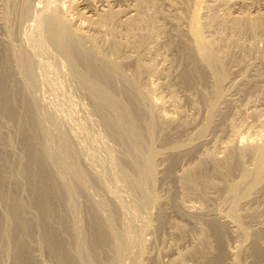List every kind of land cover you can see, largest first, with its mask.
I'll return each mask as SVG.
<instances>
[{
    "label": "bare ground",
    "instance_id": "obj_1",
    "mask_svg": "<svg viewBox=\"0 0 264 264\" xmlns=\"http://www.w3.org/2000/svg\"><path fill=\"white\" fill-rule=\"evenodd\" d=\"M118 1L125 3L120 4ZM252 1L194 0V6L190 3L192 7L185 10L182 0H46V6L41 11L35 7L39 12L34 13L31 27L36 34L25 37L27 41L32 42L33 46L42 45L45 41L51 42L59 54L65 58L63 59L69 64L68 66L74 69L73 72L80 75L87 85L93 87L98 95L97 100H95L96 97H94L95 99L92 98L93 101L95 100L92 102L93 110L95 114L102 118L103 127H106L109 134L125 150L122 151L126 152L128 159L134 158L135 162L141 160L137 163L144 165L143 174H141V177L139 175V178H134V173H129L131 169L135 170L137 165L133 162L136 167L132 166L130 160L131 162L128 163L132 168L128 171L125 157H123L125 158L123 160L119 158L116 167L120 168V173L122 171L124 177H127L128 186H131L134 192L139 189L144 193L146 200L144 198L143 204L141 199L142 205H145L146 208L149 207L145 210L149 209L151 211L152 207L158 209L159 228H163L161 233H163L162 231L166 233L167 228L170 227L172 231L183 237L184 232L187 230L185 229L187 227L182 226L179 222H171L170 219H167L168 216L165 213H167L166 207L168 206H172L184 217H197L199 221L204 220L202 222H205L206 226L195 225L198 228L195 229L201 234L199 236L201 239H198L206 246L203 249L206 254L201 250L203 252L200 253L201 256L203 254L212 256L210 258L205 257L208 258L207 260L203 259L204 262L206 261L205 264H225L224 254L228 247L224 245V238L227 229L230 230L233 236H241V238L243 236L245 242L242 240L244 242L242 244L245 245L251 237L247 232L249 230L246 228L247 225L244 226V222L246 220L259 222L264 213L261 209L251 206L253 202L261 203L264 201V141H260L264 137V120L256 124L257 127H260L255 133L256 135L250 134L248 136V138H251L249 141L251 140L252 143L243 144L244 146L238 145L239 140L237 141L235 136L245 125L231 122L229 126L230 137H227V140H215L211 147H207L205 144L208 132L216 126L214 114L217 111L218 103L225 99V94L228 92L226 91L228 88V85L226 88L228 82L227 72L225 71L226 63L223 59L225 55L222 54L224 52L226 54L230 46L240 43L239 36L242 33L252 36L261 34L264 38V12L261 10L263 13L261 11H259L261 13H256V9H252L254 13L249 11L250 6L251 8L253 6L250 5ZM178 2L182 3L181 6L184 11H188L187 16L185 13L183 14L185 16L182 15L183 18L186 17L184 19L181 15H178L181 11L179 7L177 8L179 6L177 5ZM204 5L207 10L203 13ZM31 13L33 12L30 0H24L22 15L29 16ZM0 16L2 17V15ZM5 23H8L7 20ZM9 32L11 33V31ZM209 39L219 40L220 45L215 43L214 46L213 43L209 42ZM8 40L9 38H0V119L10 117L17 122L19 125L17 127H20L18 129H20L21 135H19L22 136V150H24L23 154L25 156L20 152L22 154L21 159L18 160L12 156L19 161L17 162L19 166L13 169L9 155L12 154L11 151L17 144L12 147V142L7 137L6 131L4 130V132L1 128L0 198L8 203L5 205L8 210H4L5 206L3 207L4 204L2 205L1 201L0 252L4 251V254L6 250H8V253L10 250L13 257L10 256L13 260L12 264H46L48 261H45L44 257L41 256L43 245L47 246L46 251L48 249L47 253L54 259L56 264H99V262L119 264L123 257L127 258L125 255L133 258L134 254L129 249L133 247L131 246L132 242L138 240L132 241L133 236L130 233L132 231L129 228L130 225L127 224V219L125 220L126 225L128 230L130 229V232L127 230V233H130V235L127 233L122 234L116 225L117 222L120 223V215L125 210L121 196L113 190H108L107 186V188L105 187L107 183L105 181L106 184L104 185L103 179L105 180L106 176H103V179L101 177L103 172L101 175L98 172L94 174L87 170V166L84 167L85 162L82 156L87 150L79 146L85 151L81 154L82 150L75 148L73 132H66L64 131L65 127L62 130L57 124H53L57 121V118L51 122L53 125L47 126L46 118L54 116V114L49 116V112L45 110L48 116H41L39 114L41 110L38 112L40 104L38 106L39 102H36L38 99L27 95V88L38 82L33 71L35 69L31 71L25 68L26 59L28 62V58H31L30 49L24 48L23 50V45H21L19 51L18 49L15 51L16 49L14 50L12 47L15 43L10 45L11 43ZM30 46L32 45H29V48ZM18 47H20L19 44ZM40 47L38 48L41 49ZM173 47L178 50L181 57L180 61L183 64L182 70L178 68L181 64L174 67V70L178 68L175 72L181 78L179 79L181 83L184 86L195 88V91L200 90L197 87V81L199 83L205 81L210 85V88L206 87L210 90L209 94L206 93L207 91L204 92V88L203 92L201 90L198 92L201 94L202 99L209 104L207 106L210 111L201 123L198 122L197 118H193L194 116L192 118L185 117L186 114L184 115V111L181 110L183 108L180 107L179 102L177 103L174 82L168 77L166 71L172 70L173 65L171 64V67L170 64H165L163 59H161L163 60L161 62L158 60L159 57L157 60L152 61L153 54L161 55L163 53L160 52L163 48H170L171 50ZM35 49L36 52L37 49ZM33 53L32 55H34ZM163 56L165 57V54ZM35 59L37 58L35 57ZM172 61L174 62V60ZM30 62L31 65H34L31 60ZM30 62L27 64L29 65ZM174 64L176 65V63ZM244 67L248 68V65ZM129 68L132 69L133 73L130 72L131 74H129L127 72ZM56 69L60 72L59 68ZM57 70H55L54 75H56ZM178 71L180 72L178 73ZM57 74L59 75V73ZM154 77L163 79V81L155 82ZM57 78L61 81L60 75ZM160 79L159 81H161ZM179 80L178 82H180ZM86 86L84 87L87 88ZM252 86L255 88H253L254 90L258 89V91L262 88L260 83H254ZM162 88H166L170 95L165 96L162 93ZM246 89L248 88L246 87ZM88 92L90 93L89 89L86 93L89 94ZM28 94L30 93L28 92ZM92 94H89V96H92ZM226 100L228 102V99ZM19 104L22 106H18ZM12 119L10 120L11 123ZM51 119L53 120V118ZM10 121L8 120V122ZM56 123H60L59 119ZM14 124L12 123V125ZM82 128L84 129L86 126H82ZM191 129L195 133L191 134ZM155 143L159 147L154 148L156 146H152L153 148H150V144L154 145ZM145 153L148 154L146 159L143 158ZM92 155L93 153L90 159ZM109 158L112 157L109 156ZM113 158L115 160L117 157ZM93 159L95 160L94 157ZM124 160L125 162H123ZM187 160L192 162L186 164ZM108 161L110 162V160ZM247 161L249 163L252 161V168H247ZM112 162L111 164H113ZM93 163L94 161L89 165L93 166ZM102 163H100L101 167ZM100 164L97 165L100 166ZM129 164L127 165L129 166ZM110 166L112 165L108 167ZM88 168L90 167L88 166ZM159 169H162L166 179L172 180L176 187V192L167 189L169 192L166 190L168 193L164 199H161L163 197H160L159 190L157 191L158 182H160ZM176 169H180L181 172H176ZM136 170L139 171V169ZM138 171L134 172L138 174ZM237 171L240 172L239 178L234 179V174L236 176ZM103 174L105 175V173ZM122 175L121 177H123ZM113 177L115 176L113 175ZM23 178L24 180H22ZM25 179L32 195L28 199L29 201L24 200L21 193V189L24 187L20 185L25 182ZM116 179L123 180L124 178ZM92 180L101 189L99 192L98 189H95L100 194L94 193V195L100 196L98 200L93 193L91 194V191H88ZM144 183L149 184L151 187V189L149 187V192L148 190L145 191L146 188H142L145 186ZM90 188L92 187L90 186ZM13 189L17 193L16 195L12 192ZM211 190L217 193L224 191L233 196L231 205H228L230 207L229 212L222 214L221 211L210 210L212 209L211 206L210 209H205V206H203L204 200L207 204L211 203L209 202L211 200V195H209ZM25 191L27 192L26 189ZM188 193H194L198 200H203V203L187 202L189 197L186 196ZM80 196H84L87 200L85 212L81 213L78 210ZM109 202H112L111 205L113 206H110ZM134 206L136 208V205ZM138 208L141 207L138 206ZM138 208L134 210L138 211ZM82 213H84V219L87 220L88 224L85 226L88 227L86 236L83 235L85 229ZM106 213H108V216H105ZM123 217L125 216H122V219H125ZM11 220L16 222L15 228L8 224ZM151 223L147 221L144 225L146 230H153ZM8 225L13 227L14 230L10 236L11 240L6 241L7 245H5L2 242V236L9 235L7 233ZM127 227L124 226L126 229ZM208 231L213 235V238L209 237ZM39 235H41V239H39ZM255 235L252 252L249 251L250 254L253 253V255L251 254L253 257L252 264H264V247L259 243L261 235ZM145 242L143 239L140 242L138 241V245H140V248H138L140 249L139 254L145 251L143 247ZM134 245L138 246L136 243ZM178 246L174 247L175 254L179 252ZM180 246L182 247V245ZM242 248L245 249L246 246L241 247L240 252L244 250ZM43 250H45V246ZM131 250L134 251L133 248ZM215 250H219V253L214 254V256L212 253H215ZM195 251L193 250L194 253ZM193 252L192 256L195 255ZM47 253L44 252L46 255ZM179 253L181 254V252ZM179 253L178 258H176L178 262L187 256L185 252V254L182 252L185 256L181 255L182 257H180ZM238 253L235 252L234 255L239 256ZM45 257H48V255ZM131 257L130 259H132ZM136 259L135 264H142V261H139L140 259ZM156 262H158L157 258L150 264Z\"/></svg>",
    "mask_w": 264,
    "mask_h": 264
},
{
    "label": "rangeland",
    "instance_id": "obj_2",
    "mask_svg": "<svg viewBox=\"0 0 264 264\" xmlns=\"http://www.w3.org/2000/svg\"><path fill=\"white\" fill-rule=\"evenodd\" d=\"M184 1H186V2H184ZM184 1L182 0V3H184L183 5L185 6L184 7L185 10L186 9L188 10L189 7L191 8L192 6H194V2H193L194 0H188V2L190 1L189 3L187 2V0H184ZM23 2H24V0H4V1L0 0V12H1L0 15H2V17L5 19L4 20L0 16V22H1V24H0L1 25L0 26L1 27L0 28V38L1 39H5V38L8 39L9 38L8 41L11 43L10 45H13L15 43L14 45H17V46H15L17 48H15L14 45L12 46L14 48V50L16 49L15 51H17V49L19 51V49L21 48V45H23L22 46L23 50H24V48L30 49L29 52H30L31 58H28L29 59L28 62H27V59H26L25 68L26 69L28 68L31 71L33 69H35L33 71L35 73V79L38 82H35L33 85H31V86H29L27 88V95L28 96L31 95L30 97L38 99V100H36L37 103L39 102L37 105L39 106V104H40V106H39L40 108L38 107V112H39V110H41V112H43V113L39 112V114H41V116H43V117L46 116L47 117L48 113L46 114V112H49V116L54 114V116L46 118V120L48 121V122L46 121L47 126H51V125H53L55 123V124L58 125V127H61V129L65 127L64 131H66V132L69 131L70 133L73 132L72 134L75 137L73 139L74 140V144H75L74 145L75 148H77V150H80V151L82 150L81 154H83L85 152L83 148L81 149V147H84L87 150L85 152V154H83V156H82L83 160L85 162L84 163V167L87 166L86 167L87 170H89V172H93L94 174H97V172L100 173V175H101L102 172L105 173V175L103 173L101 175L102 179H103V176H106L107 180L103 179L104 185L107 183L105 185V187L107 186L108 188L107 187L106 188L108 190H111V191L113 190V192L115 191V192H117V194L119 196H121L120 198L122 199L121 201H122V203H123V205L125 207V210L122 211V213L120 215V217H121L120 219L122 220V222L120 220V223H121L122 226L124 225L125 227H127V225H126V221H127L128 222L127 224L130 225L129 228L132 231V232H130L129 231L130 229L128 230V227H127V229L124 228V226L122 227L120 225V223H118L117 220H116V222H117L116 225H117L118 229L121 230V233L124 234V233H127L129 231L131 233V235L133 236V238L130 236L132 238V241L138 240L140 242L141 239L146 241L145 244H144L145 246H143L145 251L144 252H140V254L138 253L140 251V249H138V248H140L139 247L140 245H138L139 244L138 241L132 242L131 246H133L132 248L134 249L135 252L131 250L132 249L131 247H130L131 249H129V250L131 252H133L132 253V254H134L133 258L131 256L128 257L127 255H125L127 258L123 257V259L121 260V262L119 264H135L136 257H137L138 260L140 259L139 261H142L141 262L142 264H150L156 258H157L158 262H156L155 264H180V262H181V264H183V263L184 264H205L206 261L204 262V260L208 259V258H205V257H209L210 258L212 256L211 255L210 256L209 255H207V256L205 255L206 252H205V250H203V249H205L204 248L205 245L202 243V241H200L198 239V238H200L199 236H201V234L197 230L198 228L196 227L197 225L206 226V223L202 222L204 220L201 219L199 221V219L197 220V217L196 218L195 217H193V218L184 217L183 214L177 212L172 206H168V207H166V212L167 213H165V215L168 216L167 219H170L169 221H171V222H179L180 224H182V226H186L187 228H185V227L184 228L187 229L186 230L187 233L184 232L183 237L179 236V233H176L175 231H172L170 229V227H168L167 230L165 228V230L167 231L166 233L164 231H162L163 233H161V230H163V228H159L160 226H159V222H158V217H159L158 216L159 215L158 209H155V208L153 209V207H152L153 211L152 210L150 211L149 209L145 210V209H147L149 207L147 206V208H146L145 205L144 206L142 205V200H143V204H144V198L146 200V197H144L145 195H143L144 193H142L139 189H138L139 191L135 189L136 191L134 192V189H132L131 186H128L129 182L126 181L127 177H124V174L122 173V171L120 173V168L116 167V164L118 165L117 162H119V158H120V160H123V159L126 158L127 159V161H126L127 163H125V164L127 166L128 171L135 164L137 165L138 168L136 166H134V167H136V169H139V171L136 170V169L135 170L131 169L129 171V173L130 172H131V174L134 173V175H133V176H135L134 178H139V177H141V174H143L144 165L143 164L140 165L139 163H137V162H140L141 160H137V162H135L136 160L134 158H132V157L131 158L133 160L132 159H128L126 152L125 153L123 152L125 150L123 148H121L120 145L115 141V139L109 134V131L106 129V127H103L104 124H103L102 118L98 114H95V112L93 110L94 107L92 106V102H94L95 100L98 99L97 98L98 95L95 93V90L93 89V87H91L90 85H87L86 81L84 82L83 81L84 79L80 75L77 74L78 75L77 76L76 72H73L74 69L71 68L70 66H68L69 64L66 62V60H64L65 58L61 54H59L58 50L54 47V45L51 42L45 41V43L47 42L49 44L43 43L42 44L43 46L42 45H39V46L36 45L37 46L36 47V46H33L31 41H27V38H25V37H28V36L31 37V36L36 34L35 30L31 27V23L33 22L32 20L34 19V16H35L34 13L36 11L39 12V10L41 11L42 9L45 8L46 0H30L31 10H32L33 13L29 14V16L28 15H24V16L22 15ZM118 2L120 4H124L125 3V2L123 3V1H118ZM252 2H250V5H253V6H252V8L250 6L251 10L249 9V11L254 13V10L256 9L255 10L256 13H261L262 11L264 12V6H263L264 0H253ZM178 3H177V5H179V6H177V8L179 7V9H181V11L177 10L178 12L180 11L178 13V15L182 16L185 13V15L187 16L188 14H186V13H188V11L187 12L184 11L183 7L181 6L182 3H179V4ZM187 3H188V6L186 7ZM190 3H192V6L190 5ZM35 4L37 6H39V7H37ZM35 7L38 8L39 10L36 9ZM40 7H42V8H40ZM252 9H254V10H252ZM257 9H258V11H257ZM206 10H207L206 6L204 5L203 6V13ZM259 11H261V12H259ZM181 12H183V13H181ZM185 15H183V16H185ZM183 16H182V18H183ZM24 17H25V19H24ZM184 18H186V17H184ZM6 20H7V22H8L7 24L9 26L5 23ZM181 21H182V19H181ZM7 27H9V28L11 27L12 29L11 28L9 29ZM9 31H11V33ZM262 37H263V35H261V34H259V35L257 34L256 36H252V35H249V34L246 35L245 33H242V35L239 36V40H240L239 42L240 43H238L237 45L235 44V45L230 46L229 51L231 52V54H229L230 52L228 50L226 51V54H225V52L222 54L223 56L225 55L224 56L225 58L223 57V59H224V61L226 63L225 64L226 65L225 66V71L227 72L226 74H227V78H228V82L226 84V88H227V85H228V88L226 89V91H228V92H226L227 94H225V99H223V101L218 103V107L216 109L217 111H215L216 113L214 114L216 126L213 128V130H210L208 132V134L206 136L207 140L205 139V141H206L205 144H206L207 147H209V146L211 147L215 140L219 139L220 141L221 140L225 141V140L228 139L227 137H230V135H229V133H230L229 132V128L230 127L229 126H230L231 122H233V123H235V122L236 123H242V126L245 125V126H243L244 128L239 130L238 134L235 136L236 140L237 141L239 140L238 141V145H240V146H244L245 144H247L249 142L252 143L251 140L249 141V139H251V138H248V136L250 134L255 136L256 135L255 133H257L258 129H260V127H257L256 124H258L259 121H263L264 120V38H262ZM209 42L213 43L214 46H215V43H218V44L220 43L219 40H214V39L213 40L209 39ZM18 44H19L20 47H18ZM29 45H32L33 47L30 46V48H29ZM34 47L37 49L36 52L34 51V49H35ZM38 47H40L41 49H39ZM46 47H47V49H46ZM236 47H238V48H236ZM32 48H34V49L32 50ZM232 48H234V49H232ZM231 49H232V51H231ZM31 51H33L34 53L31 52ZM165 51H167V52H165ZM32 53L34 55H32ZM160 53H163V54H161V55L153 54L152 55V57H153L152 61H155V59L157 60L158 57H159L160 59H158V60H160L161 62H163V60H164L165 64H168V65L170 64L169 66H171V67L173 65V69L172 70L169 69V70H166V71L169 73V74L167 73V75H169L168 77L171 78V80L174 82L175 89H176L175 90L176 91L175 97H176L177 103L179 102L178 104H180V107L183 108L181 110H182V112L184 111L183 112L184 115L186 114L185 117H189V118L191 117L192 118V116H194L193 118H197V120H199L198 122L201 123L202 120L208 116L210 111H209V108H208L209 104L206 103L202 99L201 94H199L198 92H200V90H201V92H203V90L205 89L204 92L207 91L206 93L209 94L210 90H208V88H206V87L210 88V85L207 82H205V81H204L205 83L203 81L200 82L201 84L199 83V81H197V87H198V89L200 88V90H198V91L196 90L197 92L195 91V88L193 89V88L188 87L186 85L184 86V84L181 83V81L179 80L181 78L178 75H176L177 74L176 72H177L178 68H179V70L183 69L182 68L183 64L180 61L181 57H180V54H179L178 50L176 48H174V47L171 50H170V48H163ZM164 54H165V57L163 56ZM35 57L37 59H35ZM167 58H168V60H167ZM161 59H163V60H161ZM170 59L174 60V62L172 60H170ZM30 60L32 61V64H34V65H31ZM62 60H63V62H62ZM29 62H30V64L28 65L27 63H29ZM174 63H176V65ZM179 64H181V65H179ZM178 65H179V67L176 70H174L175 69L174 67H177ZM246 65H248V68L244 67ZM180 66H181V68H180ZM56 68H59L61 73ZM30 70H28V71L31 72ZM55 70H57L56 71V75L57 76L54 75L55 74L54 73ZM245 70H247V71H245ZM71 72H73V73H71ZM127 72L129 74L133 73L131 68H129L127 70ZM179 72L180 71H178V73ZM57 73H59V75L61 76V81H60L59 78H57V77H59V75ZM61 74H63V75H61ZM153 79H155L156 81L155 80L154 81L158 82V83L163 81V79H160V78L157 79L156 77H154ZM159 79L161 81H159ZM178 80L180 82H178ZM82 82H84V83H82ZM58 83H60V84H58ZM247 83H249V84L247 85ZM254 83L262 84V88H261L262 90L260 89L261 90V91L259 90L260 92L258 91V89L254 90L255 88L252 86ZM83 85L84 86L87 85L86 86L87 88H85ZM246 87L248 89H251V90L246 89ZM189 88H190V90H189ZM88 89L90 91V93L89 92L88 93L89 94L93 93L94 96H93V94H92V96L91 95L89 96V94L86 93L88 91ZM83 90H85V91H83ZM32 91H34V92H32ZM251 91H254V92H251ZM28 92L30 94H28ZM162 93L165 96H169L170 95L169 91L166 88H162ZM94 97H96V99ZM92 98L95 99V100L93 101ZM226 99H228V102H227ZM207 104H208V106H207ZM18 106H22V105L19 104ZM42 109H44V110H42ZM45 110H47V111L45 112ZM189 115H191V116H189ZM5 118H3V120L0 119V123H1L0 129L3 128L1 130H3V131L5 130L6 131V132L5 131L4 132L7 134V137L11 140L12 147H13V145L17 144L16 146L13 147L14 149L11 151L12 154L9 155V159L12 161L10 164L12 165V168L15 169L17 166H19V164L17 163L19 161H17L14 158L16 157L18 160L21 159L22 154L24 152V150H22L23 149L22 138H21L22 136H20L21 132H20V129H18L20 127H17V126H19L17 124V122H15V120H13L10 117H5ZM51 118H53V120ZM11 119H12V123L13 124L16 123V124L12 125V123L10 121ZM55 119L57 121L53 122V124H52L51 122L54 121ZM58 119H59L60 123H56V122H58ZM8 120L10 122H8ZM6 122H8V123H6ZM3 123H5V124H3ZM59 124H61V125L59 126ZM82 126L83 127L86 126V128H84L85 130L82 128ZM7 127H8V129H7ZM77 132H78V134H77ZM193 132H194V130L191 129L190 133L192 134ZM10 136H13V137H10ZM13 138H15V139H13ZM263 138L264 137H262V139L260 140L261 142L264 141ZM75 140H76V142H75ZM13 142H15V144H13ZM83 143H84V145H83ZM152 143H154V142H152ZM77 144H78V146H77ZM79 146H81V147H79ZM152 146L153 147L156 146L154 148H158L159 147V145L157 143H155L154 145L150 144V148ZM71 148H72V145H71ZM90 151L94 155V156L92 155L91 159H90V157H91L92 153ZM109 151H111L114 154L116 152V154L115 155L113 154L114 156L113 155L111 156L112 153L109 152ZM19 152L22 153V154H20ZM86 153L88 154L89 157L87 156ZM145 155L143 156L144 159L147 158L148 154L145 153ZM12 156H14V158ZM19 156H20V158H19ZM95 156L96 157L98 156L99 159L96 158ZM109 156L112 157L111 158L112 160L109 158ZM93 157L95 158V160L93 159ZM113 157H117V158H115V160H114ZM123 157H125V158H123ZM101 159H102V161H100ZM96 160H97V162L98 161H100V162L97 163ZM108 160H110V162ZM13 161L15 162L14 164H13ZM22 161H23V158H22ZM87 161H88V163H86ZM92 161H94V163L92 164L93 166L89 165V164L92 163ZM112 161H114V162H112ZM249 161H247L246 166H247V168H252L253 167V164H251L252 161L250 163H249ZM101 162H103L102 164L104 165V166L102 165V167H101V164H100ZM111 162L113 164H111ZM123 162H125V160ZM128 162L129 163L131 162V165L132 164L133 165L130 166V164ZM133 162H135V164ZM190 162H192V161H190V160L188 161L187 160L186 164H188ZM108 163H109V165H112V166L114 165V166L113 167L112 166L108 167L109 166V165H107ZM97 164H100V166L97 165ZM127 164H129L130 167ZM88 166L90 168H88ZM141 167H143L142 170H141ZM98 168H99V170H98ZM134 171H138V174H137V172L135 173ZM176 172L180 173L181 170L180 169H176ZM238 172L239 171L236 172L237 173L236 176L234 174V177H233L234 179L235 178L236 179L239 178L240 172H239V174H238ZM111 173H113V174H111ZM117 174H119V175L123 174L122 175L123 177H121V175L119 176ZM113 175L116 178H124V179L126 178L125 181L127 183L124 181V179L123 180L122 179H118L117 180L115 177H113ZM164 175L165 174L162 171V169H159L158 176L161 179L159 178L160 182H158L159 184H158V187H157V191L159 190L158 191L159 196L163 197L161 199L165 198V195L169 192L168 190H170V191L173 190V192H176V187L174 185V182L172 180L166 179V177ZM142 177H143V175H142ZM22 180H24V178ZM114 180H116V181H114ZM119 180H122V181H119ZM105 181H106V183H105ZM91 182H92V184L90 186L92 188H90V186L88 188L89 189L88 191L89 192L91 191V194L93 193V195H94V193H98L99 190L101 191L100 186L98 184H94L93 180ZM114 182H116V183H114ZM143 185H145V186H143ZM143 185H142L143 186L142 188H146L145 191L148 190V192H149L150 189H151L149 184H147L148 187H146L147 186L146 183H144ZM20 186L21 187L23 186L24 188L21 189L22 192L21 191H19V192L22 193V197L24 196L23 197L24 200H28L32 195H31L30 187H29L28 182L26 181V179H25V182H22V184ZM109 186H110V188H109ZM127 186H128V188H127ZM149 187H150V189H149ZM25 189L27 190V192L25 191ZM95 189H98V192ZM131 189L133 190V192H132ZM12 192H14L15 195L17 194V193H15L14 189H13ZM19 192H18V194H20ZM210 192H209L210 193L209 195H211V200L209 202H211V203L207 204V202L205 203V200H204V203H203L202 202L203 200H198L194 193L193 194L192 193L191 194L188 193V195H190L191 197L188 196V195L186 196L187 198L189 197L188 199L186 198L187 202H190V203L191 202H195L197 204L198 203H200V204L203 203V206H205V209H207V208L210 209L209 207L211 206L212 209H210V210H213V211H216V212H218V211L220 212L221 211L220 213H222V214H226L227 212H229V208H230L229 206L232 203L233 196L231 194L230 195L227 194V192H224V191H222V193L218 192L220 194H218L216 191H213V190H211ZM27 194L30 195V196H28ZM223 194L226 195V196H224ZM99 195H96V194L94 195L97 200H98V198H100ZM94 196H92V197H94ZM80 197L82 199L79 198L78 207L80 209L78 208V210L81 213V212H85L84 209L86 207L85 205H87V200H86V198H84V196H80ZM224 198H225V200H224ZM230 199H231V201H230ZM83 200H85V201H83ZM0 202L2 203V205L4 204L3 207L8 204L7 202L2 200L1 198H0ZM137 202H138V206L141 207V208H138ZM139 202H140V204H139ZM111 203L109 205L113 206V205H111ZM134 205H136V208H138L137 209L138 211L134 210V209H136ZM141 205L143 206V208H142ZM251 206L254 207V208H257L259 210L261 209V211H264V207H263L264 206V201H262L261 203L260 202H253V205H251ZM81 207H83V208H81ZM124 207H123V209H124ZM216 208H217V210H215ZM139 209H141V210H139ZM4 210H6V211L8 210L7 206L4 207ZM123 213H124V215H123ZM107 214L108 213H106L105 216H108ZM263 214L260 217L261 219H260L259 222L258 221L257 222L256 221L255 222H253V221L249 222L248 220H246L244 222L245 223L244 226L246 227V225H247L246 228L249 229L247 232H249V236L251 237V239L248 241V243L246 242L245 245H243L244 242H245V239L243 238V236H242L243 239L241 238V236H233V234L230 232V230L227 229V232L225 233V238H224V241L226 242V244L224 242V245L228 247V248L226 247L227 251H225V254H224V256H225V258H224L225 264H252L253 263V259H252L253 257L251 256V254L253 255V253L250 254L249 251H251L253 249L254 245H252V244H253V241H254L253 239L256 236L255 234L261 235L259 243L261 244L262 247H264V245H263L264 244V235H263L264 234V215ZM81 215H83V221H84L83 225H84V229H85V233L83 235L86 236V232L88 230V227H85L86 224H87V222H86L87 220L84 219V213H82ZM122 216H125V217H123L125 219H122ZM123 220H124V222H123ZM147 221L152 222L151 224H152L153 230H149L148 231V230L145 229L144 225L147 223ZM13 223H15V224H13ZM157 223H158V225H157ZM8 224L9 225L11 224L14 228L16 226V222L14 220H11L10 223L8 222ZM118 224H119V226H118ZM9 225L7 226L8 227L7 228V230H8L7 233L9 235H3L2 236V239H3L2 242H4L5 245H7L6 241L9 242L11 240L10 236H11V233L13 232V230H14V228L9 226ZM10 228L12 229L11 231H10ZM195 228H197V229H195ZM123 229H125V230H123ZM256 229H257V231H256L257 233L255 232ZM194 230H195V232H194ZM130 233H127V234L130 235ZM208 233H209V237L213 238V235L210 233V231H208ZM5 236L6 237L8 236L7 237L8 239ZM39 239H41V235H39ZM242 240H244V242ZM178 241H180L179 242L180 244L178 243ZM135 243L138 246L134 245ZM178 245L179 246L182 245V247L181 246L179 247ZM44 246H45V250H43ZM175 246H178V251L181 252V254L179 252H177L176 254L174 253L175 252V250H174ZM243 246H246V248L245 249L242 248L244 250H242L240 252V248L243 247ZM247 246H248V248L250 246L249 250H248ZM42 247L43 248L41 249L42 250L41 251L42 252L41 256H42V258L44 257L43 259L45 261H48V262H46V264H50V263L51 264H56L54 259L51 256H49V253H47V251H48V249L46 251V247L47 246L43 245ZM196 247H197V249H196ZM185 248L191 250L192 252H193V250L194 251L196 250L195 253L193 252V254H195V255L192 256V252L189 251V250H186ZM226 248H225V250H226ZM172 250H174V251H172ZM180 250H182V251H180ZM183 250H185V251H183ZM201 250L205 253V254H203V256H201L202 254H200V253H203ZM7 251L8 250H6L5 251L6 253H4V254H3L4 251L0 252V264H12L11 262H13V260H12L13 257L11 256L10 250H9V253ZM218 251L219 250H217V251L215 250V253L213 252L212 255L219 253ZM44 252L47 253L48 257H45L47 255L44 254ZM182 252L183 253L185 252L186 254L185 253L184 254L187 255V256H185ZM190 252H191V254L189 255ZM198 252H199V254H198ZM235 252H237V253L239 252L238 253L239 256L234 255ZM178 253L180 254V257H182L181 255H183V257L185 256L184 259L179 258V259H181V260H179L180 262H178L177 261L178 259H176L179 256ZM196 254H198V255H196ZM130 257L132 259H130ZM238 257H239V259H238ZM49 258H51V259H49ZM52 259H53V261H52ZM51 261L55 262V263H52ZM99 264H103V263L99 262Z\"/></svg>",
    "mask_w": 264,
    "mask_h": 264
}]
</instances>
